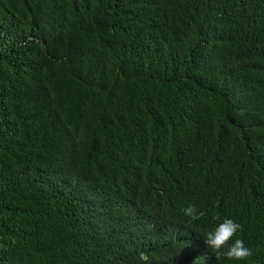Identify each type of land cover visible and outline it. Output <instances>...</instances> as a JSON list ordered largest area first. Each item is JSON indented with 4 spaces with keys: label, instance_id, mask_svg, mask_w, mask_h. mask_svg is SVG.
<instances>
[{
    "label": "trees",
    "instance_id": "obj_1",
    "mask_svg": "<svg viewBox=\"0 0 264 264\" xmlns=\"http://www.w3.org/2000/svg\"><path fill=\"white\" fill-rule=\"evenodd\" d=\"M0 264H264V0H0Z\"/></svg>",
    "mask_w": 264,
    "mask_h": 264
},
{
    "label": "clouds",
    "instance_id": "obj_2",
    "mask_svg": "<svg viewBox=\"0 0 264 264\" xmlns=\"http://www.w3.org/2000/svg\"><path fill=\"white\" fill-rule=\"evenodd\" d=\"M184 215L192 220L199 219L203 215L202 212H197L194 205H189L183 209ZM219 219V217H214ZM241 229V225L235 222L233 219L224 218L222 222L208 231L205 234L204 243L208 249L214 252H221L222 249H226L221 254L229 260H246L252 255L251 249L246 247L243 240L235 239L233 243L229 245V241L236 235ZM142 259L147 260L146 256H142Z\"/></svg>",
    "mask_w": 264,
    "mask_h": 264
}]
</instances>
